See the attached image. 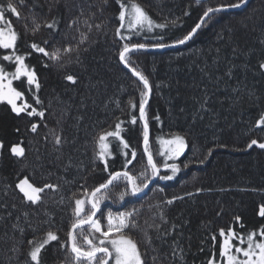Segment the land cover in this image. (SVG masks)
Returning <instances> with one entry per match:
<instances>
[{
    "label": "trees",
    "instance_id": "1",
    "mask_svg": "<svg viewBox=\"0 0 264 264\" xmlns=\"http://www.w3.org/2000/svg\"><path fill=\"white\" fill-rule=\"evenodd\" d=\"M251 1L243 11L217 14L181 48L129 54L132 66L148 78L152 88L146 108L149 143L161 175H171V171L163 167L165 159L159 155L168 146L161 145L159 140L179 134L185 136L187 144L181 156L167 161L181 169L172 180L157 178L145 197L127 195L121 201L113 196L101 206L104 213L139 210L135 217L139 228L129 231L139 243L145 264H207L213 253L218 262L221 229L232 228L246 237L264 225V218L257 215L259 206L264 204V153L256 146L247 148L252 139L264 142V125L255 126L264 113V73L258 67L264 61V0ZM7 2L0 0V6H6ZM13 2L20 17L6 11L5 19L11 21L19 34L18 54L25 56L26 65L36 72L41 85L37 90L27 86L26 77L14 80L13 86L24 93L17 104L26 101L44 111L45 116L29 117L24 113L17 116L10 105L0 102V142L4 144L0 149V264H23L27 258L26 243L19 231L11 227L18 223L26 229L24 240L33 237L27 230L24 212L34 224L50 220L55 229H63L59 235L66 240L65 233L73 220V194L79 196L82 185L91 189L107 178L104 165L95 155L99 150L96 138L102 131L114 129L117 118L124 122L122 137L137 151L129 170L139 174L147 165L141 148L143 126L139 121L133 125L130 115L139 117L143 86L120 63L122 46L173 45L194 27L206 6L236 0L199 4L192 0H132L156 23H167L168 27L139 34L125 28L122 33L129 37L126 40L115 35L119 25V6L115 0H109L107 6L103 0H59L51 11L49 5L54 0ZM33 15L41 24L35 34L31 32ZM173 20L177 21L175 26L170 23ZM53 21L54 28L43 26ZM73 21L76 23L69 27ZM97 24L100 29L95 27ZM82 33L86 39L80 43ZM32 43L49 52L60 49V59L53 61L35 52L30 47ZM66 47L75 51L66 53L63 51ZM11 52L0 49V67L9 73L15 70L14 61H3L2 56ZM229 69L231 76L226 75ZM66 75L76 77L77 83L67 81ZM34 96L42 103L36 104ZM205 97L207 102L201 107ZM130 99L135 108L128 104ZM155 116L160 117L159 121ZM33 123L38 125L35 133L31 131ZM56 135L62 138L61 145L55 144ZM108 139L112 152L108 158L110 169L122 170L125 157L119 142ZM13 144L25 148L24 157L11 154ZM221 144L226 147H220ZM209 149L211 155H207ZM25 177L40 187L46 183L59 185V190L45 189L39 207L23 203L15 184ZM123 187L118 185L114 191L118 193ZM174 196L183 199L170 205L165 203ZM236 216L241 218L239 222ZM48 227L42 225L36 235L39 237ZM14 244L20 251H11ZM63 258L57 242L42 253L44 264H56Z\"/></svg>",
    "mask_w": 264,
    "mask_h": 264
},
{
    "label": "snow or ice",
    "instance_id": "2",
    "mask_svg": "<svg viewBox=\"0 0 264 264\" xmlns=\"http://www.w3.org/2000/svg\"><path fill=\"white\" fill-rule=\"evenodd\" d=\"M108 2L109 0H103V4L105 6H107ZM196 2L199 4L201 3V0H196ZM248 2L249 0H236L235 3H221L215 7L206 6L194 27H192L186 35H183L182 38L177 39L175 44L183 45L187 41L191 40L194 35L197 34L198 30L202 29L205 25L212 21L217 14L226 12L232 8L246 6ZM20 3L23 4L24 0H20ZM55 3H59V0H54V3L49 5V11H51V8ZM115 3L119 6L117 16L119 25L115 29V35L122 40L129 39V37L124 36L122 33V29L125 28L130 33L139 34L141 31L145 30L147 32H151L154 28L165 29L168 27L167 23H156L139 3L132 2V0H115ZM99 10L102 11V9ZM6 11L14 14L17 18L20 17V11L13 0H8L6 6H0V25H3L0 26V49L12 50L11 54L3 55L2 60L14 61L15 66L14 72L11 73L6 71L4 67H0V102H6L10 105L11 111L17 116L24 113L29 117L35 115L43 118L45 116V112L38 111L26 101L19 105L17 104L18 100H23L24 93L17 90V88L13 86L14 80H20L21 77H26L27 86H29V88L34 86L37 90L40 89L41 85L37 79L36 72L31 70L29 66L26 65L25 56L18 54L17 40L19 38V34L15 31L11 21H6ZM184 14L188 15L187 12ZM75 23V21L71 22L69 27H72ZM170 23L175 26L177 21L173 20ZM32 25L31 32L35 34L41 28V24L36 22L35 15L32 17ZM43 26L49 29L54 28L55 21H53V23H45ZM88 27L91 28L92 25L89 24ZM95 27L100 29L101 25L97 24ZM28 31L29 29L26 25L25 33L27 34ZM229 31L231 30L229 29ZM81 36L82 39L80 43H83L86 36H84L83 33ZM44 43L47 44L48 42L44 41ZM167 46L168 45L163 43L152 45V47L156 48H163ZM30 47L35 52L42 53L44 56L49 57V59L53 61H58L60 59V49H54L49 52L45 47L36 43H32ZM147 47L148 45L144 43H125L119 51L120 63L123 64L125 68H128L132 75L143 85L138 105L139 117L137 118L135 115H130L131 123L133 125H135L138 121L143 123V154L147 158V165L139 174H134L129 170V165H132L133 161L137 158V151L133 149L129 142L122 137L121 133L124 131L122 124L124 122L117 118L118 122L115 124L114 129L102 131L96 138V144L99 150L95 153V155L96 158L104 165L103 171L107 173V178L104 182L99 183L91 189L82 185V193H80L79 196H77V193L73 194V220L65 233L66 240L61 239L59 235L63 229H55V225L52 224L50 220H38L34 224L32 221L27 220V212L22 213V215L25 217L27 222V230L33 233V237L31 239L24 240V237H26L27 234L26 229L21 227L18 223L12 224V229L19 231L21 234V240L27 245V258L23 264H44L42 253L52 242H57L59 250L64 253L63 260L56 262V264H145L143 255L139 249V243L133 239L129 231L139 228V224L135 219L139 210L134 208L130 211L126 210L116 213L109 210L105 214L101 205L106 200L112 199L113 196H116V198L121 201L124 200L127 195L136 196L137 194L142 193L144 189L148 188L151 180L156 178L161 180H172L181 170L177 164H169L167 161L175 160L183 154L185 148L187 147L185 136L172 134L171 139L159 140L161 145L168 146L165 151H160L159 155L164 157L165 163L163 164V167L170 170L171 175L160 174V167L154 161L153 152L150 149L149 123L146 105L148 104V98L151 94L152 88L148 78L136 67L132 66L134 62H131L129 59L130 53ZM63 51L70 53L75 51V49L72 47H66ZM233 51L235 52L236 50L233 49ZM258 67L261 72L264 73V61H261ZM226 75H232L231 69H229ZM65 79L70 81L72 84L77 83V78L73 75H66ZM33 98L35 99L36 104L42 103L38 96H34ZM206 102L207 97H205L204 101L201 102V107H203ZM128 104L133 108L136 107L131 99L128 101ZM181 111H183V109H181ZM154 119L159 121L160 117L155 116ZM262 125H264V113H261L259 119L255 121L256 127H260ZM37 129L38 125L33 123L31 125V131L35 133L37 132ZM109 137L119 142L120 151L125 157L122 170L110 169L108 158L112 156V152L109 147ZM54 141L56 145H61L62 138L59 135H56L54 136ZM253 146L264 150V142H260L257 139H252L250 143L247 144V148L249 149ZM220 147H226V145L221 144ZM2 148H4V144L3 142H0V149ZM10 152L17 158L24 157L26 154L25 148L22 147L21 144H13L10 148ZM211 153L212 150L209 149L207 155H211ZM204 159H207V156H205ZM199 162L202 164L204 163V160H200ZM184 167L187 168L188 164H185ZM121 184L124 186L123 190L116 193L114 189ZM15 188L20 194H22L21 199L23 203L39 207L43 204L41 194L45 191V189L58 191L59 185L46 183L43 187H40L31 183L29 178L25 177L15 184ZM200 191H203V189H197V192ZM186 195L191 196L192 193H186ZM178 199H183V197L174 196L172 199L166 200L165 203L170 205L174 202V200ZM13 207H15V205H13ZM98 213L100 214L99 216ZM44 215L48 216L47 211L44 212ZM257 215L264 218V204L259 206ZM17 220H19V217H17ZM161 220H164L163 215H161ZM235 220L239 222L241 218L236 216ZM103 221H106V223H103ZM44 224H48L49 227L47 230L41 232L38 237L36 233L39 232L41 226ZM85 226H87V229H85ZM156 227L159 228V225ZM219 236L222 238V242L219 245V264H264V225H262L259 230L250 231L246 237L240 236V234L232 228H229L227 231L221 229L219 231ZM145 238L146 243L150 242L147 238V233H145ZM216 239L217 238L214 235L212 237L214 244ZM244 244H246V247L240 246ZM11 251L16 253L20 251V249L14 244ZM9 259H11V257ZM207 264H217L215 253H213V256L208 259Z\"/></svg>",
    "mask_w": 264,
    "mask_h": 264
},
{
    "label": "water",
    "instance_id": "3",
    "mask_svg": "<svg viewBox=\"0 0 264 264\" xmlns=\"http://www.w3.org/2000/svg\"><path fill=\"white\" fill-rule=\"evenodd\" d=\"M194 2H196V0H192ZM206 1H209V0H201V2H206ZM252 1L249 0L248 4L246 6H243V7H240V8H232V9H229L228 11H226L225 13H234V12H238V11H243L247 6H249V4L251 3ZM223 13V12H222ZM222 13H219V14H222ZM199 31V30H198ZM196 35V34H195ZM194 35V37H195ZM193 37V38H194ZM192 38V39H193ZM191 40L187 41L185 44L183 45H177V44H173V45H170V46H167V47H163V48H156V47H149V48H145V49H140V50H135L133 52H138V51H142V52H145V53H160V52H166V51H171L172 49H178V48H181L182 46L190 43ZM123 68L126 70V72H129L131 75V71L128 69V68H125L124 65L122 64ZM133 76V75H132ZM133 78L139 82V80L133 76ZM141 84V83H140ZM142 85V84H141ZM143 86V85H142ZM151 95L152 93L150 94L149 98H148V103L150 101V98H151ZM149 104L146 105V108L148 107ZM141 126H143V123L140 122ZM149 140H150V136H149ZM142 152H144V149H143V143H142ZM146 158V156H145ZM157 179V178H156ZM156 179H153L149 182V186L148 188L144 189V191L142 193H139L137 194L136 196H133V197H136V198H143L145 197V195L149 192V190L152 188V186L155 184V182L157 181ZM87 227V226H85Z\"/></svg>",
    "mask_w": 264,
    "mask_h": 264
},
{
    "label": "rangeland",
    "instance_id": "4",
    "mask_svg": "<svg viewBox=\"0 0 264 264\" xmlns=\"http://www.w3.org/2000/svg\"><path fill=\"white\" fill-rule=\"evenodd\" d=\"M149 47H152V46H149ZM149 47H147V48H149ZM263 153H264V150H263ZM156 180H158V179H156ZM153 187V186H152ZM102 206V205H101ZM106 214V213H105ZM103 223H106V221H103ZM85 228H87V227H85ZM219 261H220V259H219ZM219 261L217 262V264H219Z\"/></svg>",
    "mask_w": 264,
    "mask_h": 264
},
{
    "label": "bare ground",
    "instance_id": "5",
    "mask_svg": "<svg viewBox=\"0 0 264 264\" xmlns=\"http://www.w3.org/2000/svg\"><path fill=\"white\" fill-rule=\"evenodd\" d=\"M167 52V51H166Z\"/></svg>",
    "mask_w": 264,
    "mask_h": 264
}]
</instances>
